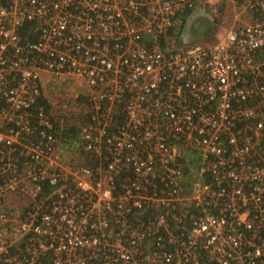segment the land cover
<instances>
[{"label": "built area", "instance_id": "built-area-1", "mask_svg": "<svg viewBox=\"0 0 264 264\" xmlns=\"http://www.w3.org/2000/svg\"><path fill=\"white\" fill-rule=\"evenodd\" d=\"M207 1L0 0V264H264V0Z\"/></svg>", "mask_w": 264, "mask_h": 264}, {"label": "rangeland", "instance_id": "rangeland-1", "mask_svg": "<svg viewBox=\"0 0 264 264\" xmlns=\"http://www.w3.org/2000/svg\"><path fill=\"white\" fill-rule=\"evenodd\" d=\"M236 10L228 0H208L194 9L186 18L181 32L176 35V43L181 48L191 44H210L218 40L228 29V26L239 23L240 20L234 19ZM177 27L175 28V31ZM178 31V30H177ZM67 80V78H64ZM52 100H55V116L57 122L62 118L67 119L66 123L73 120L80 121L85 115V108L82 100L76 97V93L65 95L59 89L54 93H48ZM66 104V108H63Z\"/></svg>", "mask_w": 264, "mask_h": 264}, {"label": "trees", "instance_id": "trees-1", "mask_svg": "<svg viewBox=\"0 0 264 264\" xmlns=\"http://www.w3.org/2000/svg\"><path fill=\"white\" fill-rule=\"evenodd\" d=\"M191 12H186V13H184L182 16H181V25H180V27H178L177 28V30L176 31H174V32H172L173 34H179L180 32H181V28H182V26H183V23L185 24V21H186V18L189 16V14H190ZM24 34V33H23ZM175 34V35H176ZM42 104L46 107V108H48V104H46V101H44L43 99H42ZM76 132H77V127L76 126H70V127H67L64 131H63V135H67V134H73V135H75L76 134ZM184 171H187V169L185 168V170Z\"/></svg>", "mask_w": 264, "mask_h": 264}]
</instances>
